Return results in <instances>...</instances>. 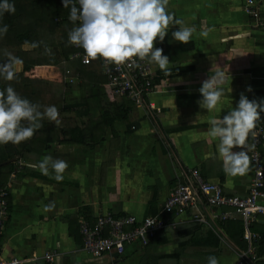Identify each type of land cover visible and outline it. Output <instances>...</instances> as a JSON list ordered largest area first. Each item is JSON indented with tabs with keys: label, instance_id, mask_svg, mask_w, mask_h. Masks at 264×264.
<instances>
[{
	"label": "crops",
	"instance_id": "obj_1",
	"mask_svg": "<svg viewBox=\"0 0 264 264\" xmlns=\"http://www.w3.org/2000/svg\"><path fill=\"white\" fill-rule=\"evenodd\" d=\"M250 8L258 14L257 22L250 20L246 0H169L167 11L174 20L195 31L187 44H181L172 37L179 26L170 25L164 41L155 42L154 47L161 48L170 63L162 70L146 58L153 66L154 82L143 105L137 106L125 96L112 97L107 83L103 84L101 89L111 102L123 97L130 101L121 108L123 113H110L115 121L107 127L104 140L90 146L77 137V142L69 144L62 142L64 128L57 127L48 132L54 135L45 150L32 152L26 159L13 158L14 170L7 185L9 216L0 236L3 259H27L28 264H175V260L208 264V257L215 256L219 264H238L241 254L247 253L249 264H264L258 253L262 236L255 228L264 225V215L247 222L230 207L188 210L179 217L177 229L157 233L148 246L134 242L123 255L96 257L84 250L80 234L82 224L94 225L105 214L115 219L133 215L139 220L159 215L171 191L192 169L222 186L226 196L251 195L256 177L251 160L253 135L246 142L250 147L244 149L249 156L244 175L225 173L219 139L209 135L210 121L227 115L241 94L250 101H264V0H254ZM214 64L226 73L228 69L229 76L226 74L221 85L220 102L209 111L198 104L202 99L199 89L214 74ZM101 68L107 77L103 63ZM78 80V85V81L70 85L78 88L82 83ZM75 90L78 99L73 102H80L83 92ZM150 103L156 109L151 110ZM101 115L90 113L91 125ZM261 120L264 123V113ZM72 129L79 133V127ZM86 130L91 132L89 127ZM258 151L264 167V142ZM46 156L68 162L62 181L53 178L51 168L44 175L35 167ZM259 193L258 203L264 207V179ZM194 213L200 218L193 220ZM232 221L243 225L241 244L230 237L232 228L227 230ZM188 229L204 239L212 232L221 243L210 238L205 248L189 246L185 252L179 251L190 238L182 235ZM247 231L255 237L253 249L244 239ZM47 254L55 255L54 262L44 259Z\"/></svg>",
	"mask_w": 264,
	"mask_h": 264
},
{
	"label": "clouds",
	"instance_id": "obj_2",
	"mask_svg": "<svg viewBox=\"0 0 264 264\" xmlns=\"http://www.w3.org/2000/svg\"><path fill=\"white\" fill-rule=\"evenodd\" d=\"M62 2L64 8L71 6L69 20L73 23L79 21V26L68 33L69 43L84 50L85 62L89 59H102L106 67L134 64L135 58L141 61L150 58V62L166 70L169 59L163 55L161 48L154 47L155 42L164 41L170 25L179 26L172 37L181 44H187L195 31L193 27L183 26L182 21L174 20L173 15L167 11L169 0H78L79 7L76 6V0ZM14 12V4L9 0H0V15ZM7 31V25L0 27V34H6ZM39 46L40 42L31 43L33 48ZM45 54H51L47 46ZM22 63L20 58L8 54L7 61L0 63V77L13 80L16 75L15 66ZM211 73L214 74L203 81L199 89L202 99L198 101L201 108L209 111L215 109L221 100V85L228 75V69L226 73L225 68L221 69L214 64ZM248 90L251 91L250 88ZM39 107L20 97L11 86L0 91V145L29 140L35 130L42 127L37 121L45 117L49 121H58L59 110L54 105L43 112ZM262 113L264 101H250L241 94L237 106L231 108L227 115L210 121L209 135L219 139L218 152L225 173L244 175L247 172L249 156L244 149L250 147L246 142L250 133L255 135L253 130ZM22 121H28L29 126H22ZM237 148L241 150L234 151ZM35 167L44 175H49L51 168L53 178L59 182L64 178L68 162L46 156ZM208 264L219 262L215 256H209Z\"/></svg>",
	"mask_w": 264,
	"mask_h": 264
},
{
	"label": "trees",
	"instance_id": "obj_3",
	"mask_svg": "<svg viewBox=\"0 0 264 264\" xmlns=\"http://www.w3.org/2000/svg\"><path fill=\"white\" fill-rule=\"evenodd\" d=\"M9 2L14 4L15 12L0 15V27L8 26L7 33L0 34V63L7 61L8 54L20 58L23 63L20 64L21 70L15 69L16 75L13 80L9 81L0 77V91H4L9 86L13 87L20 97L39 105L41 112L54 105L59 110V118L56 122L49 121L46 117L39 120L42 127L35 130L34 135L29 140L19 144L0 145L3 147L0 148V155H2L0 161L4 162L13 158L26 159L32 152H42L47 148L54 135V133L49 134L48 132L54 131L57 127L64 128L65 140L62 142L74 144L79 140L77 139L79 137L86 143H91L90 146L99 144L104 140L107 127L114 124L115 119L110 113H123L121 108L125 109L130 101H126L123 97L117 99L115 103L111 102L106 92L101 89V85L107 83V77L101 73L103 70L99 69L100 66L93 64L86 66L82 64L80 59L74 58L76 46L69 43L68 33L74 27L79 26V21L73 23L69 20L71 6L64 8L62 0H9ZM32 42H40V46L33 48L31 47ZM45 46L53 49V56L45 55ZM44 66L66 71L68 77L70 74L71 76H78V79L82 80L79 88L83 92H81L80 102L67 100L68 92H72L75 87L69 82L60 84L44 79H30L25 74L30 69ZM48 70L47 68L35 69L33 73L48 77L46 75ZM128 110L125 113H128ZM97 111L102 115L96 123L91 125L90 113ZM73 113L77 114L73 116ZM21 124L22 126H29L28 121H22ZM74 127H79L78 134L73 131L72 128ZM88 127L91 132L86 130ZM97 130H101L102 133L97 132ZM80 142L82 141L80 140ZM26 147H31V149L26 150ZM13 170L14 163L0 167V189L5 188L8 192V180ZM160 216L168 222L167 228L175 227L177 229L180 225V216H177L176 213ZM192 219H195L194 216ZM229 227L234 233L230 237L241 244L240 240L244 232L243 225L237 221H232L228 223L227 230ZM255 228L260 231L262 236L258 253L264 257V225L257 224ZM165 231L166 229L158 233L163 234ZM182 232L184 238L190 237L185 241L187 245L183 246L184 249L189 248V246L205 248L204 246H207V241L210 238H213L217 243L220 242L218 236L212 232L208 239H204L202 235L196 236L194 229ZM80 234L84 245L81 228Z\"/></svg>",
	"mask_w": 264,
	"mask_h": 264
},
{
	"label": "built area",
	"instance_id": "obj_4",
	"mask_svg": "<svg viewBox=\"0 0 264 264\" xmlns=\"http://www.w3.org/2000/svg\"><path fill=\"white\" fill-rule=\"evenodd\" d=\"M254 0H246L247 12L251 21L257 22L258 14L250 5ZM74 58L80 59L83 65L89 66L92 60L85 62V52L80 47H75ZM107 74V88L114 98L125 96L133 99L137 106H142L144 96L153 88L154 75L153 66L145 60L135 58V63L123 66L108 65L102 60ZM65 82L73 84L78 80V76H67L64 72ZM151 110L156 109L152 103L149 104ZM262 120L256 122L252 137L255 153H252L251 160L255 165V181L251 190V195L246 197L226 196L222 186L217 183H210L205 180L198 169H192L190 173H184V181L174 188L165 201L161 214L176 213L181 216L188 210L211 209L230 207L242 215L245 221H249L257 215H264V207L259 205L260 188L263 187L264 167L262 165L259 148L264 142V123ZM146 217L139 220L136 216H127L120 219L113 218L110 214L102 215L94 225L84 223L81 226V233L84 238V250L88 253L100 257L104 254L117 253L123 255L126 247L134 242H139L143 246H148L150 241L159 231L168 229V222L161 216ZM9 216L8 192L5 188L0 189V236L3 233L6 219ZM194 218L199 219V214L194 213ZM225 218V217H224ZM254 236L247 231L244 239L249 242L250 249H253ZM247 253H242L238 264H249ZM55 255L47 254L44 259L47 262H54ZM27 259H3L0 254V264H28Z\"/></svg>",
	"mask_w": 264,
	"mask_h": 264
},
{
	"label": "rangeland",
	"instance_id": "obj_5",
	"mask_svg": "<svg viewBox=\"0 0 264 264\" xmlns=\"http://www.w3.org/2000/svg\"><path fill=\"white\" fill-rule=\"evenodd\" d=\"M50 50H51V54H45L46 56H53L54 55V51H53V49L50 47L49 48ZM97 60V63H95V60H93V62H92V64L93 65H99L100 67H99V69H102L101 67H102V61H101V59H96ZM44 68H47V69H49L48 71H47V76L48 77H46L45 75H43V76H39V74H35V73H33V71L35 70V69H39V70H43ZM15 69H20L21 70V66L20 65H16L15 66ZM63 71L62 70H58L57 68H55V67H46V66H44V67H35L34 69H30V70H28L25 74H26V76L27 77H29L30 79H44V80H49V81H53V82H56V83H60V84H62V83H64L65 82V77H64V75H63ZM101 73H103L102 71H101ZM45 76V77H44ZM78 81V82H77ZM76 82V84L75 85H78V83H79V80H77ZM74 85V86H75ZM77 86H75V88H73L72 89V92H68V95H67V100L69 101V102H72V101H77V99H78V91H76L75 89H78L79 88V86H78V88H76ZM48 120V119H47ZM37 123H39V121L37 122ZM47 124V123H46ZM37 130V129H36ZM0 148H3V147H0ZM0 157H2V155H0ZM2 161H0V164H2L1 163ZM5 162V161H4ZM241 218V217H240ZM185 250L186 249H184V248H180L179 249V251H184L185 252ZM175 264H184V262L183 261H178V260H175Z\"/></svg>",
	"mask_w": 264,
	"mask_h": 264
},
{
	"label": "water",
	"instance_id": "obj_6",
	"mask_svg": "<svg viewBox=\"0 0 264 264\" xmlns=\"http://www.w3.org/2000/svg\"><path fill=\"white\" fill-rule=\"evenodd\" d=\"M13 162H15V159H12L11 161L6 162V163H2V164H0V166H2V165H4V164H8V163H13Z\"/></svg>",
	"mask_w": 264,
	"mask_h": 264
}]
</instances>
